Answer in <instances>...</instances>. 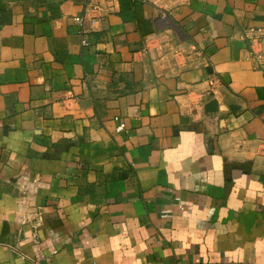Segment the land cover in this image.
<instances>
[{
	"label": "crops",
	"instance_id": "1",
	"mask_svg": "<svg viewBox=\"0 0 264 264\" xmlns=\"http://www.w3.org/2000/svg\"><path fill=\"white\" fill-rule=\"evenodd\" d=\"M262 60L264 0H0V264H264Z\"/></svg>",
	"mask_w": 264,
	"mask_h": 264
},
{
	"label": "built area",
	"instance_id": "2",
	"mask_svg": "<svg viewBox=\"0 0 264 264\" xmlns=\"http://www.w3.org/2000/svg\"><path fill=\"white\" fill-rule=\"evenodd\" d=\"M97 8V6H93V9H96ZM75 20L78 22V23H81L82 21H83V17H75ZM82 44L83 45H88L89 44V42H88V40H87V38L86 37H83V39H82ZM257 58H262V57H260L259 55H258V57ZM260 64H264V61L262 60L261 62H260ZM125 128V123L123 122V121H121L120 122V124H119V126H118V130H123ZM164 214H166V213H164ZM24 219L28 222V221H32L33 219L35 220L34 221V223H33V225L36 227V226H39V225H41V223H42V221H43V215H42V213L41 212H36L35 214H34V217L32 216V217H30V215H27V216H25L24 217Z\"/></svg>",
	"mask_w": 264,
	"mask_h": 264
}]
</instances>
